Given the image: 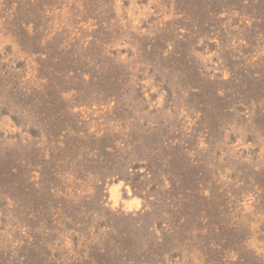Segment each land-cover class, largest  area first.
Masks as SVG:
<instances>
[{
	"label": "rangeland",
	"instance_id": "obj_1",
	"mask_svg": "<svg viewBox=\"0 0 264 264\" xmlns=\"http://www.w3.org/2000/svg\"><path fill=\"white\" fill-rule=\"evenodd\" d=\"M0 264H264V0H0Z\"/></svg>",
	"mask_w": 264,
	"mask_h": 264
}]
</instances>
